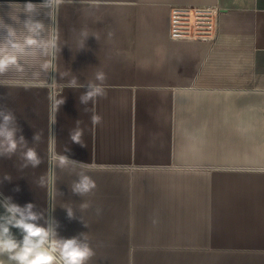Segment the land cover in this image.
<instances>
[{"label":"crops","instance_id":"obj_1","mask_svg":"<svg viewBox=\"0 0 264 264\" xmlns=\"http://www.w3.org/2000/svg\"><path fill=\"white\" fill-rule=\"evenodd\" d=\"M174 4H218L214 38L171 39ZM53 7V69L0 79V105L43 161L22 167L23 147L0 157V200L33 203L63 238L86 234L88 264H264V0ZM98 72L106 95L82 104ZM73 78L79 86L66 87ZM52 134L72 162L63 169L49 162ZM81 171L97 184L84 197L70 188Z\"/></svg>","mask_w":264,"mask_h":264},{"label":"clouds","instance_id":"obj_2","mask_svg":"<svg viewBox=\"0 0 264 264\" xmlns=\"http://www.w3.org/2000/svg\"><path fill=\"white\" fill-rule=\"evenodd\" d=\"M61 0H44V3L51 8L54 4L58 6ZM33 11L31 5L26 6V12ZM24 21L23 31L18 32L11 26L0 25V31L6 32L0 38V75L10 70L17 73H24L27 68L39 66L42 73H49L53 69V64L47 58L54 57L59 51L57 42L50 35L45 36V28L42 22L35 20L31 15ZM111 38L114 33L109 32ZM37 73L33 72V76ZM95 79L101 83H89L85 87L87 91L80 97L82 104L89 101L95 102L97 97L105 96L106 92L102 86L106 80L103 72H98ZM76 78H73L66 85L68 88H76ZM87 110V109H86ZM58 111V106L53 102L50 106V124L55 123L54 112ZM93 124L100 122V117L92 116ZM22 130L18 126L12 111L0 105V157H11L23 147L26 151L21 153L23 160L22 167H38L43 161L34 148L27 147L25 137L18 133ZM73 142L79 143L78 134H71ZM40 136L35 134L34 141H38ZM54 134L49 139V162L50 165L58 166L61 169L72 163L67 157H57L54 151ZM78 179L71 184V191L84 197L97 188L96 182L81 171L76 174ZM5 179H8L5 177ZM18 190V189H17ZM88 205H84L87 207ZM0 207H3L4 214L0 215V264H88V261L95 255L86 234L72 238H63L57 229L58 223L48 218L45 222L47 226L41 225L39 221L45 219L43 212L35 210L36 205L27 203L21 206L14 203L11 197L0 200ZM100 212V209H97ZM69 218L73 217V212L68 209ZM15 227L23 235L22 240H18L11 229Z\"/></svg>","mask_w":264,"mask_h":264},{"label":"built area","instance_id":"obj_3","mask_svg":"<svg viewBox=\"0 0 264 264\" xmlns=\"http://www.w3.org/2000/svg\"><path fill=\"white\" fill-rule=\"evenodd\" d=\"M222 8L218 4H182L171 8L169 35L178 41H210L218 31ZM194 15L196 20L191 22Z\"/></svg>","mask_w":264,"mask_h":264},{"label":"rangeland","instance_id":"obj_4","mask_svg":"<svg viewBox=\"0 0 264 264\" xmlns=\"http://www.w3.org/2000/svg\"><path fill=\"white\" fill-rule=\"evenodd\" d=\"M36 1V2H29ZM43 1L38 0H0V25L11 26L13 29L18 32L23 31L24 21L27 20L29 15H31L35 20H38L43 23L45 28V36H51L54 38V26H55V11L52 6L49 8ZM31 5L33 11L31 13L26 12V6ZM182 5V4H174ZM144 14V13H143ZM20 20V21H19ZM22 22V23H18ZM5 23V24H4ZM9 23V24H6ZM6 32L0 31V38L5 35ZM210 42V41H206ZM51 60V57L47 58ZM12 75L21 77L25 76L28 72L17 73L11 72ZM10 75V72H7L3 75H0V79L6 78Z\"/></svg>","mask_w":264,"mask_h":264},{"label":"bare ground","instance_id":"obj_5","mask_svg":"<svg viewBox=\"0 0 264 264\" xmlns=\"http://www.w3.org/2000/svg\"><path fill=\"white\" fill-rule=\"evenodd\" d=\"M190 20H191L192 23H194L195 20H196V17H195L194 15H191ZM20 92H21V91H20ZM19 98H20V97H19ZM30 98H31V97H30ZM30 98H29V99H30ZM20 99H21V98H20ZM29 99H28V100H29ZM6 102H7V101H6ZM26 102H27V101H26ZM20 104H21V103H20ZM38 105H39V104H38ZM9 106H10V104H9ZM24 107H25V106H24ZM38 107H39V106H38ZM22 109H23V108H22ZM24 109H26V108H24ZM28 110H29V109H28ZM41 110H42V109H41ZM34 111H35V110H34ZM34 111H32V112L34 113ZM28 114H29V113H28ZM36 114H37V113H36ZM38 114H39V113H38ZM30 118H31V117H30ZM34 118H35V117H34ZM34 118H33V119H34ZM31 119H32V118H31ZM26 121H27V120H26ZM28 121H29V120H28ZM33 121H34V120H33ZM32 123H33V122H32ZM31 131H32V130H31ZM30 133H31V132H30ZM30 133H29V134H30ZM27 134H28V133H27Z\"/></svg>","mask_w":264,"mask_h":264},{"label":"water","instance_id":"obj_6","mask_svg":"<svg viewBox=\"0 0 264 264\" xmlns=\"http://www.w3.org/2000/svg\"><path fill=\"white\" fill-rule=\"evenodd\" d=\"M41 1H44V0H41Z\"/></svg>","mask_w":264,"mask_h":264}]
</instances>
